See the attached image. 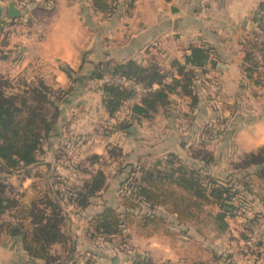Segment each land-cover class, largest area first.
Masks as SVG:
<instances>
[{"label":"crops","instance_id":"crops-1","mask_svg":"<svg viewBox=\"0 0 264 264\" xmlns=\"http://www.w3.org/2000/svg\"><path fill=\"white\" fill-rule=\"evenodd\" d=\"M110 1L0 0V78L43 82L56 92L60 110L37 162L0 178L25 203L46 190L61 192L67 201L71 187L89 176L78 166L89 167L95 156V169L109 166L103 169L104 191L87 208L62 202L69 241L51 248L54 262L29 257L13 232L17 222L6 214L0 220V264H219L223 258L264 264L261 250L248 251L235 216L226 219L229 229L210 236L197 228L203 218L181 225L161 208L170 234L147 237L135 226L125 237L93 236L92 219L107 206H119L126 174L118 166L185 153L188 165L203 168L184 148L216 147L217 152L208 150L216 156L207 166L216 175L224 163L264 145V79L255 85L246 74L247 42L264 0H119L116 7ZM10 4L16 17L10 16ZM196 50L200 56H194ZM127 62L157 68L164 75L161 86L174 91L153 118L141 117L123 130L109 112L105 76L98 73ZM187 80L191 96L182 89ZM251 213L264 220L260 196ZM196 246L203 253L191 251Z\"/></svg>","mask_w":264,"mask_h":264},{"label":"trees","instance_id":"trees-1","mask_svg":"<svg viewBox=\"0 0 264 264\" xmlns=\"http://www.w3.org/2000/svg\"><path fill=\"white\" fill-rule=\"evenodd\" d=\"M119 3V0L110 1L112 7ZM263 8L264 4L259 10ZM247 43L249 51L246 55V73L252 77L258 66L252 54L257 44L255 40ZM261 51L264 59V42ZM198 53V50L193 52L195 57L200 56ZM98 74L124 76L151 89L140 104L132 107L131 119L119 124L123 130H129V123L138 121L141 117L153 118L159 107L170 104L169 93L174 89L161 86L164 75L157 68L127 62L108 64ZM189 83L187 80L182 89L185 94L191 96ZM156 84L161 87L153 90ZM174 84L176 86L178 82ZM104 88L110 95L109 112L111 116H115L122 102L129 99L133 93L113 85H105ZM55 94L56 92L43 82L13 84L0 78L1 174L18 172L37 162V157L55 129L60 115L59 107L53 100ZM196 149L194 153L192 150L191 158H198L204 164L203 168L188 165L174 153L168 154L169 160H160L152 167L118 166L119 172L126 174L120 184L119 206H107L92 219L90 227L93 236L125 237L127 231L135 226L147 237L163 230L170 234L171 224L166 215L159 213L161 208H164L167 215L175 216L181 225L198 220L208 208H214L222 233L229 229L226 219L234 217L236 210L251 211V206L249 208L248 201L245 200L246 193L251 192V182L235 180V174L224 177L213 175L207 166L215 161L214 155L204 146ZM111 154L113 157L118 156V152L114 150ZM97 158H91L89 167L78 166L80 171L89 176L71 187L67 201L61 192L55 191L53 195L46 190L25 203L23 194L14 186L6 185L0 178V220L3 215L9 214L17 222V236L21 238L23 249L29 257L51 263L56 260L50 256L51 248L59 244L67 246L69 239L64 233L66 216L61 204L63 202L87 208L93 199L104 191L107 177L101 167L95 169ZM232 168L234 171H246L248 176L254 175V178L264 182V145L233 161ZM248 170L253 174H249ZM262 202L264 203V198ZM237 203L239 206L235 205ZM258 218H250L249 223L256 222ZM260 245L263 246L264 241ZM218 263L231 264L228 258L220 259Z\"/></svg>","mask_w":264,"mask_h":264},{"label":"rangeland","instance_id":"rangeland-1","mask_svg":"<svg viewBox=\"0 0 264 264\" xmlns=\"http://www.w3.org/2000/svg\"><path fill=\"white\" fill-rule=\"evenodd\" d=\"M246 74H248V73H246ZM252 77L254 78L253 83L255 85H259L260 84L259 81L262 82V80L264 79V76H261L258 73H256ZM194 149L195 148H192V147L184 148L185 152L187 153V156L190 153H192V150H193V153H194ZM209 149L212 150V151L215 150L216 152L218 150L216 147L207 148V150H209ZM196 150H199V149L197 148ZM182 154H183V156H182ZM181 156H182V158H181ZM181 156L179 155V157L184 161L185 153H181ZM214 156H216V155H214ZM241 156H238V158H240ZM238 158H236V160ZM160 160H169L168 154L166 155V157H162L160 159L159 158L158 159L154 158V159L148 161L147 162V167L154 166ZM232 162L233 161L227 162V163H224L222 166H220L217 169V173L218 174H216V176L219 175L220 177H224L225 175L235 174L237 176V178H235V180L237 179L239 181L243 180V181L251 182V187H250V191L251 192L246 193V195H245L247 197V199H245V200L248 201V207L250 208L252 202L255 199L259 200V196H260L261 199L264 198V182H261V181L257 180L256 178H254L253 177L254 175L248 176L246 174L247 173L246 171H234L233 168H232ZM104 168H105V170H107V169H109V166L103 165V167H101V169H104ZM248 173L249 174H253V172L251 170H248ZM125 177H126V175H125ZM16 183H18V182L16 181ZM235 205L239 206L238 203L235 204ZM229 210H231V209H229ZM213 213H215V209L214 208H208L207 212L204 213L203 215H201V218L198 219V222H200L201 219L203 218V224H201V225L199 224V226L197 228L202 230V233L204 232V234H208L210 236L212 234V231L215 230V229H217L219 232H221L220 225H219L220 222H218L216 220V222H214V224H213L214 220L210 219V217L212 216ZM172 218H173V216H172ZM250 218L251 219L254 218V216H252L251 211H244V209L236 210L235 211V220L234 221H237V220L238 221H237V223L235 222V226L238 227L237 231L240 230L242 232V234H244V236H246V238H247L246 246H247L248 251L257 252V251L261 250V252H263L264 245L263 246L260 245L261 242L258 243V247L259 248L256 249V250H254L252 248H249V246L247 245L248 241L250 240V237L254 234L255 230H257L259 228L264 233V220L262 218H258V219H256L257 220L256 222L249 223ZM189 224H191V223H189ZM191 225H193V223ZM179 235H181V234H179ZM189 248L193 249V247H189ZM191 251H194L197 255H199L200 253H203L202 250H200V248L198 246H196V248H194Z\"/></svg>","mask_w":264,"mask_h":264},{"label":"built area","instance_id":"built-area-1","mask_svg":"<svg viewBox=\"0 0 264 264\" xmlns=\"http://www.w3.org/2000/svg\"><path fill=\"white\" fill-rule=\"evenodd\" d=\"M252 40H255L257 44V47L252 51L254 59L258 64L255 74L258 73L264 76V59L261 51L264 42V8L262 10L258 9L253 18V34L248 38V41ZM103 84L121 87L133 93L129 99L122 102L115 114L116 122L121 123L128 122L131 119L133 116L132 107L135 104H140L145 95L151 91V89L146 88L143 84L120 75L105 76L103 78ZM262 241H264V233L258 228L250 237L247 245L249 248L256 250L259 248L258 243Z\"/></svg>","mask_w":264,"mask_h":264},{"label":"water","instance_id":"water-1","mask_svg":"<svg viewBox=\"0 0 264 264\" xmlns=\"http://www.w3.org/2000/svg\"><path fill=\"white\" fill-rule=\"evenodd\" d=\"M9 12H10V16L11 17H16L17 16V12L15 10V5L14 4H10V10H9ZM13 230H14L13 231L14 233L15 232H19V227L18 226H15Z\"/></svg>","mask_w":264,"mask_h":264}]
</instances>
